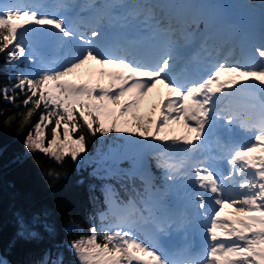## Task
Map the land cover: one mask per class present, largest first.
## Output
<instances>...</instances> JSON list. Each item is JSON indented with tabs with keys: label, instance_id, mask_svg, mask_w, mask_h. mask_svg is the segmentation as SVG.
<instances>
[{
	"label": "trees",
	"instance_id": "16d2710c",
	"mask_svg": "<svg viewBox=\"0 0 264 264\" xmlns=\"http://www.w3.org/2000/svg\"><path fill=\"white\" fill-rule=\"evenodd\" d=\"M12 31L10 24L0 29V250L11 264H79L70 243L95 228L101 243L125 253L99 226L123 210L102 217V184L121 187L125 177L119 171L99 177L85 160L98 156L107 133L100 138L97 121L90 130L83 113L56 108L46 99L44 80L18 68L21 46L14 51L6 45ZM129 120L130 132L147 128L144 119Z\"/></svg>",
	"mask_w": 264,
	"mask_h": 264
},
{
	"label": "rangeland",
	"instance_id": "374dc122",
	"mask_svg": "<svg viewBox=\"0 0 264 264\" xmlns=\"http://www.w3.org/2000/svg\"><path fill=\"white\" fill-rule=\"evenodd\" d=\"M201 1L202 0H193L192 5L195 6L196 8H198L200 6ZM156 9H157L156 13L157 14L160 13V16H163V12L158 8H156ZM261 15H263L262 12H261ZM1 19H2V17L0 16V20ZM161 23H163V22H161ZM164 32H167V29L161 30L158 33L159 36L161 33H164ZM15 44H13V45L15 46ZM221 48L224 51L226 50V46H221ZM171 50H172V44L169 42L168 51L164 55L163 60L166 61L167 59L172 58L173 61L176 63L177 58L175 57V55L171 54ZM95 53L96 52H92L91 56L89 58L83 59L82 61H80L82 57L78 58V61H79L78 67L83 73H91L97 69V66H98L97 57L93 56ZM83 55H85V54H83ZM83 55H81V56H83ZM155 72L158 73L159 76L161 77L159 79L158 83H156V85H158V86L161 85V81L166 80L168 75H170L169 71L168 72L162 71V65L157 67ZM161 72H163V73H161ZM242 77L247 78V80H245V82L249 81V82L254 83L255 86H257L258 82H257L255 76H253V74H250L249 71H243ZM262 77H264V73L262 74ZM135 85L143 86L142 89H140V94L136 93L135 101H137V103H138L139 101L137 100V98H141L144 96L147 97V90L145 89V86L141 83H136ZM179 92H180V94L175 93L178 95L174 94L175 95L174 99H171V97H170L167 100H168V102L173 100V104L175 106L174 111L180 112V115L183 116V121H185V124H186V126L183 128V130L189 129L190 125L192 128H196L199 125V123L193 122V121L187 122V120L185 119L184 110L187 107V105L184 104V102H186V101H185V98L181 95V93H184V90L180 89ZM155 101H156V99L154 100V102ZM168 102L164 105V107H163L164 110L167 108ZM228 103H229L230 107H234L236 109L241 108V103L239 100H232L230 98ZM154 105H153L152 109H150V113H152V115H154ZM218 107L219 106H217L216 108H218ZM133 111H134L133 104L128 103L122 110H120L118 112V134L121 135L123 137V139L121 141L117 140V142H110V144L104 150L100 151L99 156L95 159H92V162H91L92 163V169L98 170L101 168V166H103L105 168L104 172H108L107 168L115 165V163H117V159L123 158L126 156H130V155H134V154L135 155L139 154V152H138L139 146L138 145L140 144L141 140H136V139H137V137L142 138L143 136L141 134V131H139V132L131 131L130 132V130L132 129V124L130 123L129 119L132 116ZM106 115L107 116L112 115L111 111H107ZM140 118L144 119L145 121L150 120V116L147 113L140 115ZM174 122H177V121H174ZM171 124H173V122ZM171 124L169 123L168 125H171ZM173 126H175V125H173ZM175 133L176 132L173 130H169L167 132L162 131V132L157 133L155 135V138H154L153 147H155L157 145L159 147H162L163 145L170 144L171 143L170 139L175 137ZM194 138H195V136H194ZM161 140H164L165 144H162ZM175 144L178 146H185V140L181 139V140L175 141ZM253 148L255 151L249 152L250 154H253V156L245 158V160L241 166V169L242 170L250 169L252 171L260 172V174H257V179H256L257 184L255 186L257 191H255V193H257L258 191H261V196L259 194L257 196L259 198H261V200L264 203V133H262L260 136V142ZM187 151H188V147L184 150H173L171 152H174L175 154L183 153L182 156L185 157V152H187ZM193 155H194V157L189 159L190 168H192L193 164L196 163V158H197L196 154H193ZM120 160H118V161H120ZM199 170L202 171V169H199ZM188 173H189V171L187 172V175H185L186 177H188V178H190V177L195 178L196 177V176H192L191 174H188ZM202 174H203V176H208L207 172H202ZM244 182L246 183V182H248V180H245ZM241 187H244V186H241ZM104 193H105V198H106V201L108 204L117 205V201H116L115 195H114V190H113L112 184L110 182H106L104 184ZM245 207H247L246 204H245ZM242 209L243 208H240V210H242ZM243 219H244L246 231L248 233H250L254 229V225L256 223H259L261 226H264V207H259V209H256V211L249 212L246 216H244ZM236 225L238 226L236 229H239V226H241V218H239L236 221ZM145 226H147V225H145ZM208 231L210 233H215V221L210 220ZM95 234H96V232H94L92 235L86 236L85 238L81 239L78 242L72 241L70 243L73 250L75 251L76 255L79 258L80 264H122V262L120 261V257L118 255V253L115 251H112L107 245L100 243V241L96 238ZM148 235L152 239L153 235L150 232L148 233ZM242 242H243V240H238V239H231V240L227 241L228 251L230 253L234 254L241 247ZM215 249H217V247ZM259 250H260V252L264 253V247H261ZM226 258H227V260L230 261L229 254L226 256ZM0 264H6L4 255H0ZM244 264H246L245 261H244Z\"/></svg>",
	"mask_w": 264,
	"mask_h": 264
}]
</instances>
